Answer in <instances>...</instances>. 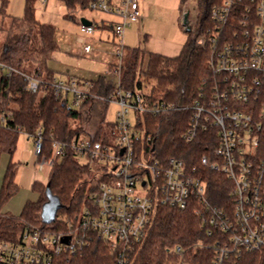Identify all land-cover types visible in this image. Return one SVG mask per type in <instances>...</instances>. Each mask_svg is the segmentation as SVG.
<instances>
[{
	"label": "built area",
	"instance_id": "obj_1",
	"mask_svg": "<svg viewBox=\"0 0 264 264\" xmlns=\"http://www.w3.org/2000/svg\"><path fill=\"white\" fill-rule=\"evenodd\" d=\"M36 2L44 5L47 0ZM88 8L118 17L109 24L110 54L117 59L112 92L93 93L91 80L54 74L43 81L21 72L27 90L35 93L50 87L61 105L78 108L89 97L116 105L114 121L105 122L111 123L108 141L89 136H75L69 142L52 139L46 156L42 130L31 136L37 171L49 169L68 148L78 162L96 172L89 180L87 203L74 220H66L64 231L30 227L16 242L0 241V264H51L61 253L80 252L95 234L108 244L113 264H133L136 247L159 205L190 207L201 217L207 236L219 234L211 245L212 264H222L230 253L264 251V0H220L210 8V23L195 44L207 48L212 77L185 105L120 87L123 36L126 27L140 18L137 0L117 4L94 0ZM78 24L86 35L97 28L81 20ZM187 26L193 27L191 21ZM83 51H92L90 43ZM0 70L7 76L16 71L2 61ZM181 109L189 112L182 140L192 143L201 133L207 152L199 157L200 166L226 179L222 189L228 187V199L221 206L207 199L204 174L196 166H186L179 156L160 155L154 134L147 130L145 114L166 116ZM198 246L210 247L194 243L167 248L174 258L168 264H190Z\"/></svg>",
	"mask_w": 264,
	"mask_h": 264
},
{
	"label": "trees",
	"instance_id": "obj_2",
	"mask_svg": "<svg viewBox=\"0 0 264 264\" xmlns=\"http://www.w3.org/2000/svg\"><path fill=\"white\" fill-rule=\"evenodd\" d=\"M36 0H25L23 14L15 17L7 14V0H1L0 31L4 38L0 42V61L16 71L9 76L0 75V156L12 155L20 133L32 136L40 128L43 137V152L49 156L52 139L69 142L75 136H89L93 140L108 141L103 124L108 103L87 98L80 107L61 105L52 94L50 87L35 93L26 89V73L34 78L48 81L55 74L49 66L59 45L54 39L55 27L38 21L33 5ZM67 11L87 9L94 0H58ZM187 0H179V10L183 11ZM196 21L177 55L167 56L147 52L138 46L128 49V58L119 68L122 89H141L148 98H161L174 104L190 103L199 93L205 80L211 79L208 65V50L196 46L195 39L203 35L209 25L210 8L220 0H195ZM74 20V15L66 14ZM145 36L142 41L144 42ZM110 67V66H109ZM114 72V70H112ZM91 91L107 95L116 85L107 75L94 79ZM39 92L42 95L38 97ZM188 110L170 112L166 116L144 115L147 130L156 139L160 155L174 154L183 158L186 166H196L204 174L206 197L214 205L221 206L228 199V187L224 176L208 171L200 166L199 157L207 152L206 140L200 133L197 140L185 143L181 133L187 126ZM111 126V123H107ZM92 172L87 164L78 162L73 151L56 159L49 168L46 183L34 181L31 189L38 193L35 200H27L18 215L1 212L3 205L19 189L15 181V162L10 161L4 171L0 186V241L16 242L26 228L36 227L46 231H64L66 220H74L87 203ZM228 184V182H227ZM58 197L61 206L51 223L45 224L40 217L42 204L47 200L46 186ZM59 217H63L59 218ZM219 234L207 236L201 217L190 207L178 209L157 206L147 232L136 247L133 264H168L174 258L167 248L180 244H208L210 247H196L192 251L190 264H212L214 250L211 245ZM51 264H113L108 244L92 235L90 244L75 254L61 253ZM222 264H264V251L242 252L237 256L230 253Z\"/></svg>",
	"mask_w": 264,
	"mask_h": 264
},
{
	"label": "rangeland",
	"instance_id": "obj_3",
	"mask_svg": "<svg viewBox=\"0 0 264 264\" xmlns=\"http://www.w3.org/2000/svg\"><path fill=\"white\" fill-rule=\"evenodd\" d=\"M24 1L25 0H7V14L15 17L22 16L24 10ZM148 1L150 2L151 14L150 17L144 20L146 26L145 28L150 30V32H152L153 34L152 36L157 40L165 41L167 43H175L176 46H178V44H181L187 34L186 28L182 23V15L185 11H187L188 21H191L192 26H194L197 14L196 1L187 0L184 5V11H181V13L178 9H176L178 0ZM33 9L35 18L38 21L53 25L58 32V36L64 39H68V42H70L68 44H71L73 48V50L71 51L72 54H54L55 58H53L49 62V66L55 71V74H57L59 77H76L86 80L94 79L98 75L106 74L114 81L117 80L116 75L107 73V62H105L103 58L108 47L106 46L104 41H101L104 40L103 37L101 36L102 39L98 37L99 32L97 28L93 35H86L80 32L79 25L77 23L82 17L87 18L89 21L94 20V22H96L101 19V17H104V12L92 10L89 8L83 10L76 8L73 9V11H67L66 8L58 0H47L44 5L35 1ZM67 13H71L72 15H74V20L67 17ZM99 22L100 20L96 22V24ZM4 34V31H0V42H2ZM142 38V35H138L137 28H134V26H132V30L129 32V34L127 32V34L125 35V44L129 48L138 46L139 44L141 47H145V42L142 41ZM87 42L92 46V51L88 55H84L83 46ZM65 44H67L66 40L63 45ZM127 57L128 54L125 55L123 64L125 63ZM109 66V68L112 70L113 67H111V65ZM1 72L2 71L0 70V73ZM41 95L42 92H39L38 97H40ZM116 108V105L113 103H110L108 105L105 115V122L114 121ZM106 124L107 123L103 124L105 134L107 132ZM8 157L9 155L5 153V155L1 158L0 167L5 166ZM12 161L18 163L19 170L16 180L20 185V189L15 195V198H17L16 206H18L19 203H17V201H22L26 198L34 200L37 196V193L31 190L27 183L20 180L23 171H25L26 169L31 170V168H34L35 166V158L32 153V146L31 143L27 142L26 135L24 133L19 134L16 149L12 154ZM48 170V167L45 166L43 170L37 172L40 173L42 179H45ZM95 174L96 172L92 171L91 177ZM91 177L87 180H90Z\"/></svg>",
	"mask_w": 264,
	"mask_h": 264
},
{
	"label": "crops",
	"instance_id": "obj_4",
	"mask_svg": "<svg viewBox=\"0 0 264 264\" xmlns=\"http://www.w3.org/2000/svg\"><path fill=\"white\" fill-rule=\"evenodd\" d=\"M111 3L113 4H117L119 3L121 0H110ZM137 3H138V8H139V12L141 13L140 17L141 19L139 18V20L137 22H134V23H131L129 24L126 29H125V32H124V46H125V55L128 54V49H130L126 44H125V35L129 34V32L132 30V26H134V28H137V33L138 35H142V36H145V47H143L147 52H154V53H159V54H162V55H167V56H174V55H177L178 52L180 51L181 47H182V44H178V46H176L175 43H167L165 41H161V40H157L155 37H153L152 35V32H150V30L146 29L145 27V23H144V20L147 19L148 17H150V14H151V9H150V2L148 0H137ZM178 4H179V0L177 2V5H176V9L179 10V7H178ZM76 9V8H75ZM184 9V8H183ZM186 10V9H185ZM73 11V9L71 10ZM184 11V10H183ZM182 11V12H183ZM179 12L181 13V11L179 10ZM186 12V11H185ZM86 20H88L87 18L85 17H82ZM81 18V19H82ZM80 19V20H81ZM100 20L99 23L96 24V22H98ZM98 21L94 22V20H91L90 22L93 23L96 27H97V30H98V37L100 39L101 36L103 37L104 40H101V41H104L106 46L108 47L106 52H105V56H104V61L107 62V65H106V69H107V73L108 74H111V75H115V72H112V70H115L116 69V66L115 64L117 63V59H115L110 53L112 51V48H113V44H112V35H111V29L109 27V24L111 22H115L116 20H118V17L115 16V15H111V14H106L104 15V17H101V19H99ZM89 21V20H88ZM78 23V22H77ZM79 25V24H78ZM56 29V28H55ZM96 30V29H95ZM134 30V29H133ZM144 31V32H143ZM94 34V33H93ZM92 34V35H93ZM186 38V37H185ZM54 39L57 41L58 45H59V48H60V51L56 52L57 53H65V54H72V46L71 44H68L70 42H68V39H64V38H61L60 36H58V32L57 30H55V34H54ZM65 40L67 41V44L63 45ZM185 40V39H184ZM101 43V42H100ZM65 48V49H64ZM63 51V52H61ZM109 51V52H108ZM90 53V52H89ZM89 53H85L83 51V54L84 55H88ZM97 54V53H95ZM94 54V56H95ZM53 58H55V56H53ZM125 58V56H124ZM128 58V57H127ZM123 64V63H122ZM109 65H111L112 70L109 68ZM1 75V73H0ZM106 75V74H105ZM108 76V75H107ZM76 78V77H75ZM114 81V80H113ZM115 82V81H114ZM26 135V134H25ZM26 140L28 143H31V146H32V138L31 136H28L26 135ZM16 149V148H15ZM15 151V150H14ZM14 153V152H13ZM32 153H33V150H32ZM7 154V153H6ZM5 155V153L1 154L0 156V161H1V158ZM9 155V154H8ZM34 156V155H33ZM12 161V155H9L8 157V160L5 164V166H1L0 167V186H1V183H2V178H3V174H4V171H5V168L7 166V164ZM4 162V161H3ZM13 162V161H12ZM32 170V171H31ZM30 169H26L25 171H23L22 173V176L20 177V180H22L23 182L27 183L29 188L31 189V184L34 182V181H37V182H41V183H45L46 182V179H47V176L45 179H42L40 173L37 172L35 166L34 168L32 167ZM19 173V170H18V163L15 162V181L16 183L18 184L16 178L18 177ZM48 174V173H47ZM18 186H20L18 184ZM20 189V187H19ZM18 189V191H19ZM32 190V189H31ZM17 191V192H18ZM16 192V194H17ZM37 193V192H36ZM15 194V195H16ZM15 195H13L2 207L1 209V212H7V213H10V214H13V215H18L25 202L27 200H30V199H25V200H22V201H17V203H19L18 206H16V199L15 198ZM38 197V193H37V196L36 198ZM35 198V199H36ZM34 199V200H35Z\"/></svg>",
	"mask_w": 264,
	"mask_h": 264
},
{
	"label": "water",
	"instance_id": "obj_5",
	"mask_svg": "<svg viewBox=\"0 0 264 264\" xmlns=\"http://www.w3.org/2000/svg\"><path fill=\"white\" fill-rule=\"evenodd\" d=\"M82 23L84 24H90L91 22L82 18ZM182 23L186 28V31L190 30V27L187 26L188 24V12H184L182 15ZM46 197L47 200L42 204L40 217L43 223L48 224L54 221L56 217L57 210L60 208L61 203L57 196L51 193L48 185L46 186ZM68 238L65 237L63 239V242H67Z\"/></svg>",
	"mask_w": 264,
	"mask_h": 264
}]
</instances>
